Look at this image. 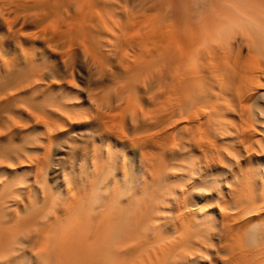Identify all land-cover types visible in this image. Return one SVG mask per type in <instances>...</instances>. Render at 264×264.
Instances as JSON below:
<instances>
[{"label": "bare ground", "instance_id": "6f19581e", "mask_svg": "<svg viewBox=\"0 0 264 264\" xmlns=\"http://www.w3.org/2000/svg\"><path fill=\"white\" fill-rule=\"evenodd\" d=\"M0 264H264V0H0Z\"/></svg>", "mask_w": 264, "mask_h": 264}]
</instances>
